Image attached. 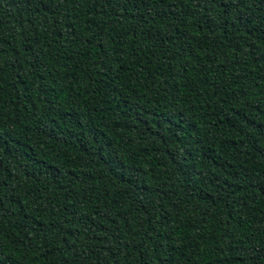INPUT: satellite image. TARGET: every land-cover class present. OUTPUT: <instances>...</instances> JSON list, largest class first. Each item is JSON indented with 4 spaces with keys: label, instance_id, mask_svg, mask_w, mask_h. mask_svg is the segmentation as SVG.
Returning a JSON list of instances; mask_svg holds the SVG:
<instances>
[{
    "label": "trees",
    "instance_id": "obj_1",
    "mask_svg": "<svg viewBox=\"0 0 264 264\" xmlns=\"http://www.w3.org/2000/svg\"><path fill=\"white\" fill-rule=\"evenodd\" d=\"M0 264H264V0H0Z\"/></svg>",
    "mask_w": 264,
    "mask_h": 264
}]
</instances>
